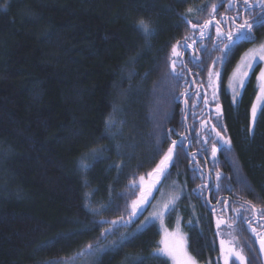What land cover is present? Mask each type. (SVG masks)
I'll list each match as a JSON object with an SVG mask.
<instances>
[{
	"label": "trees",
	"instance_id": "obj_1",
	"mask_svg": "<svg viewBox=\"0 0 264 264\" xmlns=\"http://www.w3.org/2000/svg\"><path fill=\"white\" fill-rule=\"evenodd\" d=\"M213 4L221 0H0V264H64L89 254L88 245L93 264H169L153 253L158 225L135 229L151 202L126 222L140 177L172 141L173 161L153 195L182 188L169 226L182 217L199 263L221 264L224 240L242 250L244 264H263L256 235L233 209L249 217L250 205L264 209V116L249 132L254 75L236 103L227 80L264 27L229 55L225 70L215 27L203 39L186 22L212 20ZM230 12L237 15L225 0L215 18ZM195 40L199 61L188 50L181 61ZM172 60L177 72L187 65L179 78ZM218 132L230 149L216 143ZM218 200L215 211L209 203ZM252 227L264 235L255 219Z\"/></svg>",
	"mask_w": 264,
	"mask_h": 264
},
{
	"label": "snow or ice",
	"instance_id": "obj_2",
	"mask_svg": "<svg viewBox=\"0 0 264 264\" xmlns=\"http://www.w3.org/2000/svg\"><path fill=\"white\" fill-rule=\"evenodd\" d=\"M225 2V0H221V4H213L212 5V19L215 20V14L217 12V8L219 6H222V4ZM228 7L233 8L237 10V15L234 17H226L225 23L228 21H231V23L234 25V30L230 31H223L221 29V21L216 20L215 24L213 25L216 30L217 37L221 40V42L224 44V55L222 57H218V61L225 66L226 70V63L225 61H229V55L234 54V50L240 46V44L245 42H252L254 41L255 37L253 35V29H259L260 27H264V0H255V2L250 3V0H242V4L239 6L237 5V0H226ZM257 8L260 9V14L258 18L253 19L251 22L247 18L240 16V11L242 10L245 13H251L255 11ZM189 12L192 11V9H188ZM203 11V9H201ZM240 20L241 22L237 23V20ZM193 29H196L197 27L200 28V35L201 37L204 36L205 30L209 28V26L212 24V20L205 21L203 25H197L193 24L191 20L186 21ZM143 24V22H141ZM147 31V29H145ZM187 40V37L185 38ZM172 56L173 57H179L180 53L177 51V48L174 46L172 49ZM193 61L198 62L199 57L194 56ZM230 62V61H229ZM261 62H264V43L260 44L258 48L256 49H250L249 53L245 54V57H242L241 63L237 66V69L234 71L233 74V80H234V86H233V93L235 95H239V89H243L245 87L246 82H250L249 80V73H254V68L256 66H259ZM187 65H183L181 72L176 71V60H172L171 62V68L172 73L175 77L179 78L182 76L183 68H186ZM213 73L209 72V83L211 86V78ZM217 79H221V73L217 72L215 73ZM258 81L260 82V96L257 97L258 100H264V70L261 71L259 77H257ZM215 95V93H214ZM207 102V101H205ZM257 109L258 106L256 104H253L252 106V121L253 126L255 124V121L257 119ZM260 114L261 116H264V104H261L260 106ZM171 131V130H170ZM249 131H252L250 128ZM217 137L220 139L216 143L222 142L224 145H227L228 148H231V141L228 139H225L220 136V133H217ZM204 143H208L207 140L204 141ZM216 143H213L212 145V156L213 159H215L216 153L219 150L216 146ZM177 142L172 141V147H169L167 150V153L164 154L163 158L160 160L157 167L153 170L152 173H149V176L155 175L158 181L159 176L163 175L169 164L173 161V152L174 148L176 147ZM181 148H183V144L180 145ZM207 151V149H205ZM194 172L198 171V169L194 168ZM221 174L217 173V179H220ZM141 186L144 182V177H140ZM153 185L149 186L147 190H145L143 187H141V194L140 197L137 200L132 201L131 204V211L129 212V220L126 223L132 222L133 218H136L142 209V206L145 204L147 200V196L151 192V187ZM131 187H136L135 180L132 181ZM217 188H219V185H217ZM220 201H218L219 203ZM225 207H227V203L225 202ZM174 201L170 202L169 204H166L164 206L163 212H171L174 211ZM233 211L237 212V217L242 221L246 222L249 229L253 234L256 235L259 244L260 249L262 252H264V235L257 232L256 227H252V221L255 219L258 223V225L261 228H264V209L257 210L255 205H250V211L253 213L251 217L245 216L243 212H240L237 209H233ZM163 212L160 213H153L150 217L145 218V222L143 227H148L153 223V221L161 219ZM113 224L116 222L113 221ZM225 223L223 220H217V228L219 229L221 224ZM231 227V225H229ZM107 231V230H106ZM161 247H159L157 254L162 257H166L172 261V264H196V260L191 257L187 252V246H186V239L178 234V232L169 233L167 230H165L164 233V239L160 241ZM221 244V251H227V255L225 256V264H228V256H234L236 260L240 261V264H244L245 257L242 254V250L237 251L234 247H228L225 249L224 240L220 241ZM88 250H92V246L88 245Z\"/></svg>",
	"mask_w": 264,
	"mask_h": 264
},
{
	"label": "rangeland",
	"instance_id": "obj_3",
	"mask_svg": "<svg viewBox=\"0 0 264 264\" xmlns=\"http://www.w3.org/2000/svg\"><path fill=\"white\" fill-rule=\"evenodd\" d=\"M262 43H264V38H262V39L258 40L257 42L251 44L242 53V55L240 56L238 62L236 63V65L234 66V68L232 69V71H231V73L229 75V78L227 80V91L230 93L231 99H232V101L234 103H236V101L239 99V97H240V95H241V93L243 91V89H239V95H235L234 96V93H233V86H234L233 74H234V71L237 69V66L241 63L242 57H245V54L246 53H249V50L250 49H256ZM262 70H264V62H261L259 64V66H256L254 68V73H252V72L249 73V79L254 74V87L256 89V95H255L253 104H256L258 106V109H257V117H258L259 112H260V106H261V104H264V100H258L257 99V97L261 95L260 94V91H259L260 82L258 81L257 77H259V75H260V73H261ZM213 79H215V77ZM253 104H252V106H253ZM252 106H251V109H250V116H249L250 117V122H249L250 123V128L252 129V131H250L251 133H253L254 126H255V124L253 126V121H252V111H251L252 110ZM157 165L155 166V168L157 167ZM153 170H151L149 173H152ZM143 177H144V182H143V185L142 186H143V188L145 190H147L148 187L151 186V185H153V184H154V186L151 187V192L147 196V200L145 202V203H148V201H149V202H151V205L148 208L147 212L138 221V223H137V225L135 227L136 230H140V229L145 228V227H143L144 222H145V218L146 217H150L153 213L163 212L164 206L166 204H169L170 202L174 201V205H175L177 203L178 198L181 195V189H182V188H180L179 185H176V187H170L171 188L170 189L168 186H173V184H169V185L164 186V187L162 186L160 188L159 192H158V195L153 198V195L155 193V189L157 188V186L161 182L162 175L159 176L158 181H157V178H156L155 175H153V176L146 175V176H143ZM140 184H141V182H140ZM168 213L169 212H163V215H162V218L161 219H158V220L153 221V223H156L158 225L159 230H160V240H159L158 246L154 249L153 253L155 255H158L157 254L158 249H159V247H161L160 241L162 239H164V233H165V230H167V232H169V233L178 232V234L180 236H182V237H184L186 239L187 252H188V254L191 257H193L192 254L188 250L187 236H186V233L184 232V229H183L182 217L180 215H177L175 217L174 225L172 227H170L169 226V223L167 221L168 220V217H167ZM223 221L225 222L224 219H223ZM224 242H225V245H224L225 249H227L228 247H234L237 251H240L239 249L236 248L235 245L229 244L227 241H224ZM220 247H221V244H220ZM92 251L88 252L89 254H86L82 258H78L77 260L68 261V262H66L64 264H93L96 256H95V254L91 253ZM226 255H227V251H224V252L221 251V253H220L221 264H225V256ZM166 259L169 261V264H172V261L170 259H168V258H166ZM231 259H235L236 260V258L234 256H228V263H229V261ZM239 263H240V261H239ZM196 264H202V263H199L196 260Z\"/></svg>",
	"mask_w": 264,
	"mask_h": 264
},
{
	"label": "flooded vegetation",
	"instance_id": "obj_4",
	"mask_svg": "<svg viewBox=\"0 0 264 264\" xmlns=\"http://www.w3.org/2000/svg\"><path fill=\"white\" fill-rule=\"evenodd\" d=\"M233 15H235L234 13H232V12H230V13H228V14H226V16H224V15H221V17L220 18H218V19H216L215 18V21L216 20H219V21H221V29L223 30V31H225V32H227V31H230V30H234V25L231 23V21H228V22H224L225 21V18L226 17H233ZM242 17H244V12H242ZM213 20V19H212ZM249 20V22H250V20L251 19H248ZM237 23H239V22H237ZM215 24V23H214ZM213 24V25H214ZM212 25V28L211 29H209L208 31H210L209 32V35H210V33H211V31H212V29H213V26ZM209 28H210V26H209ZM208 34V33H207ZM253 35H254V37H255V39H256V36H255V34L253 33ZM207 36V35H206ZM205 35L202 37L203 39L206 37ZM199 39V38H198ZM254 39V40H255ZM253 42V41H252ZM257 42V41H256ZM255 43V42H254ZM196 44H197V40H195L194 42H193V44H192V48L190 47V46H187V48H186V50H184L183 51V53H182V55H181V61H183V59H184V56H185V54H186V51L188 50V51H190V53H191V56L192 57H194V56H196V54H197V47H196ZM253 44V43H252ZM251 45V44H250ZM249 45V46H250ZM201 46L203 47V44H201ZM248 46V47H249ZM200 55H198V57H199ZM200 58V57H199ZM238 62V61H237ZM231 73V72H230ZM254 75V74H253ZM252 75V76H253ZM192 81V84H193V86H194V81L193 80H191ZM246 85V84H245ZM243 90H244V88H243ZM196 92V88L194 87L192 90H186V92L184 93V96H186V94H188V93H195ZM243 92V91H242ZM197 100H198V103L199 104H205V106H207L208 107V105L206 104V100H202L199 96H198V98H197ZM253 104V103H252ZM249 116H250V112H249ZM249 122H250V117H249ZM249 129H250V123H249ZM255 127V126H254ZM254 131V130H253ZM250 132V131H249ZM205 161V163H206V160H204ZM206 171H208V167L206 166ZM209 173V172H208ZM210 176V188L208 189V191H207V196H205L206 197V202H208V200H207V198H208V194H209V192H210V190H211V188L213 187V185H214V180H213V178H212V176L211 175H209ZM219 201V200H218ZM218 201L217 202H215V203H209V206L211 207V208H213V210H215L216 211V206L218 205ZM219 210V209H218ZM222 219V218H221Z\"/></svg>",
	"mask_w": 264,
	"mask_h": 264
},
{
	"label": "water",
	"instance_id": "obj_5",
	"mask_svg": "<svg viewBox=\"0 0 264 264\" xmlns=\"http://www.w3.org/2000/svg\"><path fill=\"white\" fill-rule=\"evenodd\" d=\"M214 23H215V20H212V24L210 25V28H209V29L212 28V25H213ZM209 32H210V31H208L207 36L209 35ZM254 237H255V241H256V246H257V251H258L259 257L261 258V261H262L263 264H264V252H262L261 249H260V244H259V241H258L257 237H256V236H254Z\"/></svg>",
	"mask_w": 264,
	"mask_h": 264
}]
</instances>
